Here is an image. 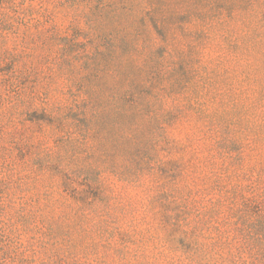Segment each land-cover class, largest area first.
<instances>
[{
	"label": "trees",
	"instance_id": "16d2710c",
	"mask_svg": "<svg viewBox=\"0 0 264 264\" xmlns=\"http://www.w3.org/2000/svg\"><path fill=\"white\" fill-rule=\"evenodd\" d=\"M0 264H264V0H0Z\"/></svg>",
	"mask_w": 264,
	"mask_h": 264
},
{
	"label": "rangeland",
	"instance_id": "374dc122",
	"mask_svg": "<svg viewBox=\"0 0 264 264\" xmlns=\"http://www.w3.org/2000/svg\"><path fill=\"white\" fill-rule=\"evenodd\" d=\"M31 1H29L28 3H30ZM33 3H36L35 1H33ZM193 31V32H192ZM179 33L181 32V31H178ZM183 32H185V33H202V34H206L207 32L206 31H204L203 29H199V28H197V29H192V30H184ZM229 33H231V32H229Z\"/></svg>",
	"mask_w": 264,
	"mask_h": 264
}]
</instances>
